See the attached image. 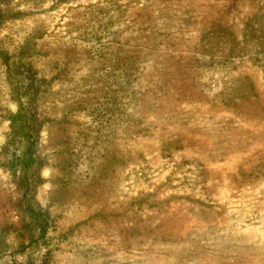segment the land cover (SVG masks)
I'll list each match as a JSON object with an SVG mask.
<instances>
[{"label": "rangeland", "instance_id": "obj_1", "mask_svg": "<svg viewBox=\"0 0 264 264\" xmlns=\"http://www.w3.org/2000/svg\"><path fill=\"white\" fill-rule=\"evenodd\" d=\"M0 264H264V0H0Z\"/></svg>", "mask_w": 264, "mask_h": 264}]
</instances>
